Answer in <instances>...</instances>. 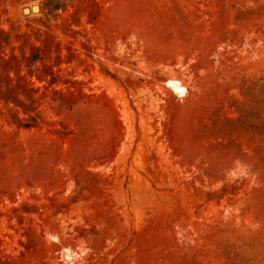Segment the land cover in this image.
I'll return each mask as SVG.
<instances>
[{"label": "rangeland", "instance_id": "rangeland-1", "mask_svg": "<svg viewBox=\"0 0 264 264\" xmlns=\"http://www.w3.org/2000/svg\"><path fill=\"white\" fill-rule=\"evenodd\" d=\"M0 264H264V0H0Z\"/></svg>", "mask_w": 264, "mask_h": 264}, {"label": "bare ground", "instance_id": "bare-ground-1", "mask_svg": "<svg viewBox=\"0 0 264 264\" xmlns=\"http://www.w3.org/2000/svg\"><path fill=\"white\" fill-rule=\"evenodd\" d=\"M33 10H37V7H35ZM172 80V79H171ZM173 81V80H172ZM171 84H173V85H171V87H174L175 89H176V91L175 92H177V90H179V91H181L182 92V90H183V88L181 87L182 85H180V82L179 81H174L173 83H171ZM173 88V90H175ZM179 91H178V93H179Z\"/></svg>", "mask_w": 264, "mask_h": 264}, {"label": "water", "instance_id": "water-1", "mask_svg": "<svg viewBox=\"0 0 264 264\" xmlns=\"http://www.w3.org/2000/svg\"><path fill=\"white\" fill-rule=\"evenodd\" d=\"M35 7H36V5H33V6H32V9H34ZM26 9H27V7H24V8H23V11H25Z\"/></svg>", "mask_w": 264, "mask_h": 264}]
</instances>
